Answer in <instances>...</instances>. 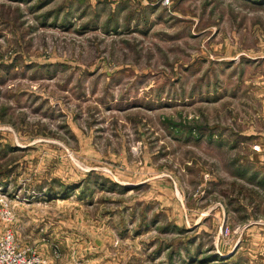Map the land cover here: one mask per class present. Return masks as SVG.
<instances>
[{
    "label": "rangeland",
    "instance_id": "1",
    "mask_svg": "<svg viewBox=\"0 0 264 264\" xmlns=\"http://www.w3.org/2000/svg\"><path fill=\"white\" fill-rule=\"evenodd\" d=\"M0 195L47 264H264V0H0Z\"/></svg>",
    "mask_w": 264,
    "mask_h": 264
},
{
    "label": "built area",
    "instance_id": "2",
    "mask_svg": "<svg viewBox=\"0 0 264 264\" xmlns=\"http://www.w3.org/2000/svg\"><path fill=\"white\" fill-rule=\"evenodd\" d=\"M13 210L9 200L0 195V221L10 222ZM0 264H47L46 260L30 247L21 246L12 228L0 230Z\"/></svg>",
    "mask_w": 264,
    "mask_h": 264
},
{
    "label": "crops",
    "instance_id": "3",
    "mask_svg": "<svg viewBox=\"0 0 264 264\" xmlns=\"http://www.w3.org/2000/svg\"><path fill=\"white\" fill-rule=\"evenodd\" d=\"M0 230H2V228H0Z\"/></svg>",
    "mask_w": 264,
    "mask_h": 264
}]
</instances>
